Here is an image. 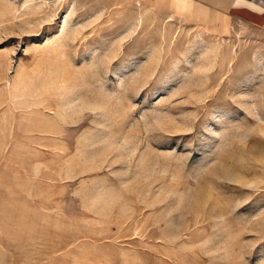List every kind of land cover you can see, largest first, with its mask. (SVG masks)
Segmentation results:
<instances>
[{
    "label": "rangeland",
    "instance_id": "1",
    "mask_svg": "<svg viewBox=\"0 0 264 264\" xmlns=\"http://www.w3.org/2000/svg\"><path fill=\"white\" fill-rule=\"evenodd\" d=\"M24 2L0 0V264H264V21Z\"/></svg>",
    "mask_w": 264,
    "mask_h": 264
},
{
    "label": "crops",
    "instance_id": "2",
    "mask_svg": "<svg viewBox=\"0 0 264 264\" xmlns=\"http://www.w3.org/2000/svg\"><path fill=\"white\" fill-rule=\"evenodd\" d=\"M243 1H248L249 3H252V1L249 0ZM245 2L241 3L240 0H230V12H233L234 14H239L243 12V14L245 15L249 14L250 17L253 16L254 19H256L255 17H258L259 21H264V5L260 4L263 9L258 10L256 9V7H253L249 3ZM156 3H164L168 7H171V10H173V12L182 14H186L189 12L186 10V8L184 9V7L186 3H190L194 7L192 14L195 19L209 22V24L213 26L214 30H222L224 19H226L223 16L224 14L219 11L220 9L217 7V5L220 4L219 0H156Z\"/></svg>",
    "mask_w": 264,
    "mask_h": 264
},
{
    "label": "bare ground",
    "instance_id": "3",
    "mask_svg": "<svg viewBox=\"0 0 264 264\" xmlns=\"http://www.w3.org/2000/svg\"><path fill=\"white\" fill-rule=\"evenodd\" d=\"M34 0H25V2H24V6H26V5H28L29 3H32ZM51 1L52 0H40V4H34L32 7H31V9H32V11L33 12H35V13H40V12H43V11H45L46 10V8L48 7V6H50V3H51ZM36 3V2H35ZM136 20H139L140 22H143V15H141L140 16V18L139 19H136ZM138 22V21H137ZM67 24V23H66ZM63 26V25H62ZM63 28H64V26H63ZM54 40V39H53ZM222 43L221 42H219L218 43V48H216V49H218V50H221L222 48ZM215 49V50H216ZM222 51V50H221ZM217 55V54H216Z\"/></svg>",
    "mask_w": 264,
    "mask_h": 264
}]
</instances>
